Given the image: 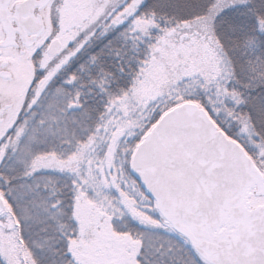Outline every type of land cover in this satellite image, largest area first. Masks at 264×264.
<instances>
[{
  "label": "snow or ice",
  "instance_id": "obj_1",
  "mask_svg": "<svg viewBox=\"0 0 264 264\" xmlns=\"http://www.w3.org/2000/svg\"><path fill=\"white\" fill-rule=\"evenodd\" d=\"M0 264H264V0H0Z\"/></svg>",
  "mask_w": 264,
  "mask_h": 264
}]
</instances>
